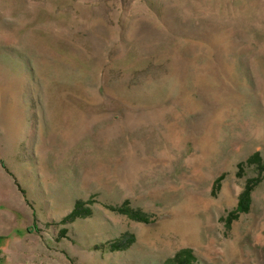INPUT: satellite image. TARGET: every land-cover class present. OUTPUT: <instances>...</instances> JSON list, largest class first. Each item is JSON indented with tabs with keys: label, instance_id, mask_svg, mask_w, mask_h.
<instances>
[{
	"label": "rangeland",
	"instance_id": "1",
	"mask_svg": "<svg viewBox=\"0 0 264 264\" xmlns=\"http://www.w3.org/2000/svg\"><path fill=\"white\" fill-rule=\"evenodd\" d=\"M254 153L264 0H0V264H264Z\"/></svg>",
	"mask_w": 264,
	"mask_h": 264
},
{
	"label": "trees",
	"instance_id": "2",
	"mask_svg": "<svg viewBox=\"0 0 264 264\" xmlns=\"http://www.w3.org/2000/svg\"><path fill=\"white\" fill-rule=\"evenodd\" d=\"M246 165H255V168L260 175L262 171H264V161H262L259 153H254L250 158L247 159ZM241 167V166H240ZM259 180H256L255 185L259 183ZM253 181L248 180L246 186L242 193L239 195L238 203L236 206V213L247 212L251 205V192L253 190V186L251 185ZM193 257L190 256L189 252L183 251L175 256L174 260H172V264H191Z\"/></svg>",
	"mask_w": 264,
	"mask_h": 264
},
{
	"label": "crops",
	"instance_id": "3",
	"mask_svg": "<svg viewBox=\"0 0 264 264\" xmlns=\"http://www.w3.org/2000/svg\"><path fill=\"white\" fill-rule=\"evenodd\" d=\"M12 219L8 211L0 210V237L11 231Z\"/></svg>",
	"mask_w": 264,
	"mask_h": 264
}]
</instances>
